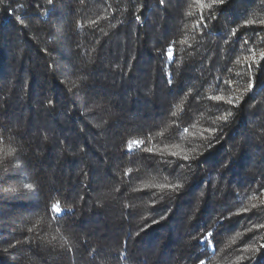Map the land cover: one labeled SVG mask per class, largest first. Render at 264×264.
<instances>
[{
    "label": "trees",
    "instance_id": "obj_1",
    "mask_svg": "<svg viewBox=\"0 0 264 264\" xmlns=\"http://www.w3.org/2000/svg\"><path fill=\"white\" fill-rule=\"evenodd\" d=\"M202 3L0 0V264H264V0Z\"/></svg>",
    "mask_w": 264,
    "mask_h": 264
},
{
    "label": "snow or ice",
    "instance_id": "obj_2",
    "mask_svg": "<svg viewBox=\"0 0 264 264\" xmlns=\"http://www.w3.org/2000/svg\"><path fill=\"white\" fill-rule=\"evenodd\" d=\"M49 2L51 3V0H49ZM197 3L200 4L201 8L204 7V5H203V3H202V0H197ZM167 55L169 56V59L172 58V55H173V54H172L171 50H169V52L167 53ZM261 59H264V53L261 54ZM212 99H215V100L219 101V100H222V99H224V98L221 97V96H217V97H212ZM228 102L231 103L230 100H229ZM133 143H138V142L133 141ZM25 187H31V186H30V185H25ZM53 210L56 211L57 213H59V212L61 211V209L59 208L58 205H53ZM201 264H204V262L201 261Z\"/></svg>",
    "mask_w": 264,
    "mask_h": 264
}]
</instances>
